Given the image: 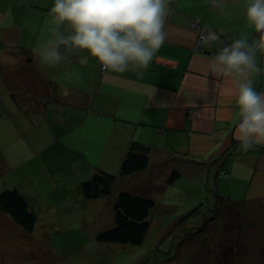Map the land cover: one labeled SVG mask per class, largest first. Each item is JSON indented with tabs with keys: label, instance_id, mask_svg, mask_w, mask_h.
Listing matches in <instances>:
<instances>
[{
	"label": "crops",
	"instance_id": "crops-1",
	"mask_svg": "<svg viewBox=\"0 0 264 264\" xmlns=\"http://www.w3.org/2000/svg\"><path fill=\"white\" fill-rule=\"evenodd\" d=\"M53 4L0 0V120L3 114L6 121L19 115L27 126L18 131L19 140L28 139L20 145L27 159L59 141L72 147L74 161L82 164L70 165L56 184L81 194L84 181L104 172L107 150L122 162L137 143L148 148L149 165L132 174L142 186L132 194L148 196L152 180L165 186L182 181L207 185L216 176L210 199L212 192L224 199L238 197L242 188L255 189L243 199H264V141L241 150L235 139V85L231 78L210 73L213 44L196 50L193 26L197 21L230 40H250L255 31L245 18L247 0H168L166 40L139 73L102 70L86 52L67 54L68 60L55 67L42 65L37 50L54 40L57 31L69 34L49 14ZM258 62L264 63L259 54ZM251 79L254 89L264 93V73ZM41 124L44 132L37 131ZM5 125H0V153L6 148L12 155L14 147L3 142L9 139ZM225 188L228 193L221 191Z\"/></svg>",
	"mask_w": 264,
	"mask_h": 264
},
{
	"label": "rangeland",
	"instance_id": "rangeland-1",
	"mask_svg": "<svg viewBox=\"0 0 264 264\" xmlns=\"http://www.w3.org/2000/svg\"><path fill=\"white\" fill-rule=\"evenodd\" d=\"M1 118L9 135L3 142H10L14 152L10 155L5 148L0 153V192L15 188L26 195L36 222L27 232L0 210V264H264V199H243L246 191L254 195V188L217 200L210 199L216 176L207 185L206 177L205 185L181 180L165 186L152 180L147 195L155 205L142 243L102 242L97 235L113 226L117 194L142 187L139 178L120 175V159L107 150L101 166L114 176L112 190L107 196L85 199L78 189L56 184L70 165L80 166L72 147L59 141L57 147L27 159L20 145L26 146L28 139L18 137L27 126L19 122V115L10 121L4 114ZM43 128L41 124L37 131ZM228 249L233 253L224 258Z\"/></svg>",
	"mask_w": 264,
	"mask_h": 264
},
{
	"label": "clouds",
	"instance_id": "clouds-1",
	"mask_svg": "<svg viewBox=\"0 0 264 264\" xmlns=\"http://www.w3.org/2000/svg\"><path fill=\"white\" fill-rule=\"evenodd\" d=\"M49 14L69 34L37 50L42 65L55 67L67 54L86 52L103 70L125 73L145 69L166 40L168 0H54ZM245 18L258 35L235 39L221 47L209 62L211 74L231 78L239 110L235 139L249 151L264 141V93L252 85V74L264 73V0H247ZM213 40L219 37L212 34ZM63 49V51L61 50Z\"/></svg>",
	"mask_w": 264,
	"mask_h": 264
},
{
	"label": "trees",
	"instance_id": "trees-1",
	"mask_svg": "<svg viewBox=\"0 0 264 264\" xmlns=\"http://www.w3.org/2000/svg\"><path fill=\"white\" fill-rule=\"evenodd\" d=\"M148 165V148L132 143L121 162L119 173L122 176H129L146 169ZM173 178H175V175H171L169 181L173 182ZM113 183L114 176L96 171L89 180L81 184V194L85 199L107 196L112 190ZM212 193L214 199H224L220 194ZM215 204H217V201H215ZM154 205V200L148 196L120 191L112 207L113 226L99 233L97 239L108 243L141 244L149 228L148 217ZM0 210L8 214L13 222L24 231H33L36 216L17 189H6L0 192ZM217 211L218 209L216 213ZM207 221L205 220L204 223ZM198 231H202V229H198ZM195 234L193 232L188 238L193 237ZM228 252H230V255L233 253L228 249L224 253V258L227 257Z\"/></svg>",
	"mask_w": 264,
	"mask_h": 264
},
{
	"label": "built area",
	"instance_id": "built-area-1",
	"mask_svg": "<svg viewBox=\"0 0 264 264\" xmlns=\"http://www.w3.org/2000/svg\"><path fill=\"white\" fill-rule=\"evenodd\" d=\"M193 26L197 29V38H196V43H195V49L196 50H201V45L205 43H212L213 48L210 52L212 56L216 55L219 49L229 43H231L233 40H230L226 37H222L218 35L216 32L211 31L206 29L204 26L199 24L197 21L193 22ZM212 34H215L216 36L219 37V40H213ZM258 35V33H254L251 39L255 38ZM250 39V40H251ZM102 68V67H101ZM103 70V69H102ZM192 114V112H190Z\"/></svg>",
	"mask_w": 264,
	"mask_h": 264
}]
</instances>
